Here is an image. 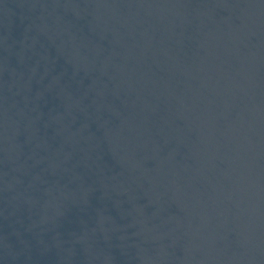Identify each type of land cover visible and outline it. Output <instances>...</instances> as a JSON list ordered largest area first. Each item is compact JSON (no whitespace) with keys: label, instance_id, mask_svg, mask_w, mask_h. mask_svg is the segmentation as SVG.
<instances>
[{"label":"water","instance_id":"water-1","mask_svg":"<svg viewBox=\"0 0 264 264\" xmlns=\"http://www.w3.org/2000/svg\"><path fill=\"white\" fill-rule=\"evenodd\" d=\"M0 264H264V0H0Z\"/></svg>","mask_w":264,"mask_h":264}]
</instances>
